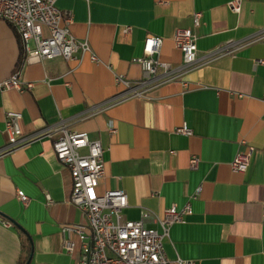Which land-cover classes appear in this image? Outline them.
<instances>
[{
	"label": "crops",
	"instance_id": "obj_1",
	"mask_svg": "<svg viewBox=\"0 0 264 264\" xmlns=\"http://www.w3.org/2000/svg\"><path fill=\"white\" fill-rule=\"evenodd\" d=\"M232 2L239 12L231 11ZM55 7L70 15V33L88 40L99 63L88 54L26 63L19 37L0 20V81L18 73L32 84L24 92H0V149L7 144V112L21 115L23 136L61 122L85 132L103 150L97 192L126 194L123 219L137 221L147 212L145 225L160 232L167 210L190 206L163 241L173 264H264V64L258 63L264 38L244 45L264 28V0H56ZM178 29L195 36L199 65L186 73L173 43ZM147 36L161 38L155 58L169 65L173 71L164 77L172 79L144 97L109 105L123 91L116 76L142 80L133 60L143 56ZM228 42H236L232 54L205 57ZM182 125L190 136L176 133ZM246 146L253 148L247 171L233 172L230 164ZM71 186L51 138L0 157V264H20L31 253L30 264H78L77 237L67 254L61 234L62 226L86 223L69 201Z\"/></svg>",
	"mask_w": 264,
	"mask_h": 264
},
{
	"label": "built area",
	"instance_id": "obj_2",
	"mask_svg": "<svg viewBox=\"0 0 264 264\" xmlns=\"http://www.w3.org/2000/svg\"><path fill=\"white\" fill-rule=\"evenodd\" d=\"M56 0H0V20L6 22L15 31L21 42L25 54V62H41L62 58L66 62L76 59L80 54L89 55L90 61L99 63L93 53L88 40H77L69 30L71 17L61 13L55 7ZM232 12L240 10L239 2L230 4ZM199 13L193 15L194 26H198ZM44 30L46 34H44ZM264 38V28L244 45ZM176 49L181 52L182 62L178 67L186 73L198 67L197 47L195 36L191 30L178 29L173 37ZM236 42L216 48L205 57L210 59L232 54ZM161 46V38L147 36L143 43V56L133 60L142 70V80L129 82L122 76H116L117 85L123 87L110 102L112 104L132 97H144L154 86L168 82L172 78L164 76L173 70L168 64L159 62L155 55ZM264 64V60L258 61ZM158 69L161 72L158 73ZM32 88L30 82H23L18 73L0 81V92L16 90L24 92ZM108 103L91 108L93 115L106 109ZM21 115L17 112L5 114V132L7 144L0 149V157L42 138L52 139V149L57 161L68 168L71 176L70 203L79 209L85 216V224L65 225L61 227L63 248L67 254H72L75 248L71 236L75 235L80 244L78 264H173L165 255L163 241L168 236L172 224L183 221L184 216L191 213L187 204L181 210L171 208L165 212L164 218L158 220L161 231L148 228L144 219L147 212H141L137 221L123 219L122 211L127 206L126 194L121 190L97 192V186L104 175L102 161L103 150L99 141L90 140L85 132L69 131L62 122L55 129L23 136L19 126ZM111 133L115 130L109 127ZM176 133L190 136L191 130L182 125ZM253 148L246 146V150L238 152L231 162V169L236 173H245L249 166ZM196 167L198 159L190 161ZM18 200L27 204L29 199L22 192H17ZM9 227V222H4ZM176 264H194L192 261L177 259Z\"/></svg>",
	"mask_w": 264,
	"mask_h": 264
},
{
	"label": "water",
	"instance_id": "obj_3",
	"mask_svg": "<svg viewBox=\"0 0 264 264\" xmlns=\"http://www.w3.org/2000/svg\"><path fill=\"white\" fill-rule=\"evenodd\" d=\"M31 256H32V253H31L30 256L27 258V260L25 261L24 264H30Z\"/></svg>",
	"mask_w": 264,
	"mask_h": 264
},
{
	"label": "trees",
	"instance_id": "obj_4",
	"mask_svg": "<svg viewBox=\"0 0 264 264\" xmlns=\"http://www.w3.org/2000/svg\"><path fill=\"white\" fill-rule=\"evenodd\" d=\"M25 263V260L24 261H22L20 264H24Z\"/></svg>",
	"mask_w": 264,
	"mask_h": 264
}]
</instances>
